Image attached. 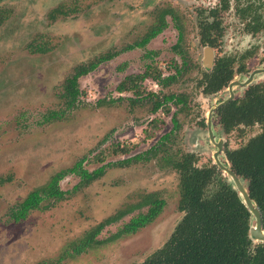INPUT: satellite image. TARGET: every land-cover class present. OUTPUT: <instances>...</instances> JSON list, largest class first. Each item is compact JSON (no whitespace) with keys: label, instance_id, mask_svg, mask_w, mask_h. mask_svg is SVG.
<instances>
[{"label":"rangeland","instance_id":"374dc122","mask_svg":"<svg viewBox=\"0 0 264 264\" xmlns=\"http://www.w3.org/2000/svg\"><path fill=\"white\" fill-rule=\"evenodd\" d=\"M173 1L175 7H186ZM166 2L0 0V264H140L182 218L179 175L162 157L193 153L198 167L211 166L216 149L202 123L228 96L225 90L205 97L196 88L206 63L193 26L186 27L182 44L191 64L178 79L161 84L147 78L138 83V96L116 89L126 76L143 74L147 67L166 78L181 66L169 19L158 33L147 32ZM187 12L193 22V13ZM223 16L227 30L213 49L214 59L242 55L248 46L233 12ZM146 37L143 45L126 50ZM88 63L96 68L77 79V102L67 108L65 82ZM148 93L157 97L148 99ZM235 93L241 97L243 89ZM167 94H181L186 102L177 107L166 103L151 112L152 102ZM51 112L61 117L48 120ZM210 123L224 140L223 149H236L254 136L247 128L222 133L215 115ZM161 138L167 139L159 147L164 151L151 156L147 152ZM137 155L148 159L118 165ZM220 159L225 161L223 153ZM81 160L88 172L104 167L102 176L76 187L79 177L66 173L58 182L65 192L61 200L44 199L39 209L14 221L10 212L28 194L40 192L51 177ZM149 194L162 200L163 208L147 226L111 239L131 218L147 212L149 205H142L95 231L104 219L137 206ZM87 237L89 243L82 244Z\"/></svg>","mask_w":264,"mask_h":264},{"label":"trees","instance_id":"16d2710c","mask_svg":"<svg viewBox=\"0 0 264 264\" xmlns=\"http://www.w3.org/2000/svg\"><path fill=\"white\" fill-rule=\"evenodd\" d=\"M163 26L160 23L152 35L161 31ZM135 47L138 46L131 45L126 50ZM36 51L41 52L42 49L37 47ZM95 68V63L82 65L65 82L63 99L67 108L73 107L77 102L80 93L76 85L77 79ZM149 68L147 67L143 74L126 76L116 87L117 91L131 92L134 96H138L140 95L138 83L147 78L161 84L171 83L174 80L171 76L161 78L160 74L153 75ZM228 79L229 76H225V82ZM212 83H217V80L212 79L207 87L208 92L211 86L214 87ZM146 97L149 99L157 96L154 93H148ZM172 99L170 94L164 95L161 100L155 99L152 102L151 112L155 113ZM241 105L239 109L230 106L219 110L220 115H223L222 123L227 129L236 126V123L245 118L247 104L242 102ZM242 113L244 114L241 117ZM60 117L58 113L51 112L47 118L49 120ZM162 142L166 143L167 139L161 138L158 147H152L147 153L156 157L158 153L164 151L159 148L163 146ZM228 157L234 172L247 181L249 198L260 213L261 227L264 231V133L254 140L251 139L240 149L232 151ZM141 159H148V157L137 155L118 162V165H127ZM82 161L51 177L48 184L39 190L40 192L33 191L28 194L18 208L10 212L14 221L23 220L29 212L39 209L44 199L61 200L65 192L59 190L58 182L66 173L79 177L80 181L76 187L87 186L102 176L104 167L88 172L81 167ZM162 161L170 165L179 175L178 210L183 213V216L168 240L140 264H264V243L253 244L249 238L250 213L231 186L217 178L216 169L196 167L194 165L196 159L191 154L166 155L162 157ZM142 205H149L147 212L130 219L121 231L119 230L111 237L112 240L122 234L136 232L151 223L160 213L163 202L153 194L146 195L137 206L118 210L104 219L102 225L99 224L95 231L103 225L118 222L133 209ZM89 238L84 239L82 244L89 243ZM78 247L75 246L74 249L77 250Z\"/></svg>","mask_w":264,"mask_h":264},{"label":"flooded vegetation","instance_id":"af4514ba","mask_svg":"<svg viewBox=\"0 0 264 264\" xmlns=\"http://www.w3.org/2000/svg\"><path fill=\"white\" fill-rule=\"evenodd\" d=\"M177 1L178 3L179 1L183 3L186 7H175V4H173L174 1L168 0L166 6L161 7V10L155 14V21L151 23L147 30V32L151 34V32L156 30L160 23L167 26L168 22L166 19H169L173 30L176 32L177 39L173 44V50L180 56L181 66L178 68L175 67V74L171 75V77H174V80L171 83H173L176 78L178 79V77L190 67L191 63L188 53L183 50L182 44L184 42L186 27L193 26V29L196 30L199 45L204 47L203 55L206 63L203 71H199L198 73L199 77L196 80V88L199 89V93L205 97L216 95L225 90L228 91V96L223 97L209 110L207 122L202 123L206 126L207 138L216 149L212 156L213 162L211 166L198 167L195 154H185H191L194 156L196 159L194 165L198 168L214 167L217 171L216 175L218 174L217 178L226 181V183L232 188L228 176L220 169L218 163L224 165V167L229 168L236 175L237 179L242 182L243 187L247 190V181L234 172L228 156L232 151L240 149L245 146L248 141L251 139L254 140L264 133V0ZM192 4H195L196 6H192ZM230 10L233 12L232 20L239 25L238 27L241 30V33L248 36V46L247 49L243 51L244 54L242 55L235 53L228 57L221 56L214 59L213 49L216 48L218 41H221L224 38V30H227L228 25V23L226 24L224 22L223 13H227ZM187 11L193 13V22L187 19L185 15L186 13L188 14ZM162 13L164 15H162ZM147 39L148 37L142 39L141 42H134L131 45H143L144 42L146 43ZM243 74H248V76L240 79L242 76L239 75ZM177 75L178 77H176ZM225 76H229L227 82H225ZM212 79H216L217 83H212L214 87L211 86V90L208 92L207 87ZM235 89H243L241 97L236 96ZM170 95L173 99L167 103H172L173 105H176V107L186 102L185 97L183 98L181 94ZM242 102L247 104L245 118L243 117L240 122L236 123V126L227 129L222 123L221 118L223 115H220L219 110L230 106L239 109L242 106ZM244 113L240 114V116L242 117ZM212 115L217 117L222 133H230L237 128H247L253 130L254 136L247 140L244 145L236 149H228L227 147L223 149L224 140L219 137L217 138V135L211 129L210 119ZM171 119L173 127L176 128L177 120L175 119L174 114ZM222 153L224 154L225 161L220 159ZM215 159H217L218 163H216ZM233 190L237 194V191L235 189Z\"/></svg>","mask_w":264,"mask_h":264},{"label":"water","instance_id":"95a60500","mask_svg":"<svg viewBox=\"0 0 264 264\" xmlns=\"http://www.w3.org/2000/svg\"><path fill=\"white\" fill-rule=\"evenodd\" d=\"M216 163H218L217 159ZM220 169L228 176L229 182L232 188L237 191L238 197L241 199L242 204L250 213V226H249V238L253 244L264 243V231L261 227L260 213L254 204V202L249 198L247 190L243 187L242 182L237 179L236 175L224 165L218 163Z\"/></svg>","mask_w":264,"mask_h":264}]
</instances>
